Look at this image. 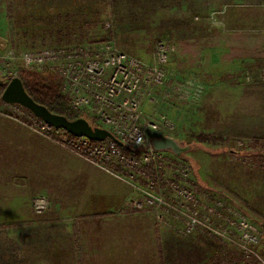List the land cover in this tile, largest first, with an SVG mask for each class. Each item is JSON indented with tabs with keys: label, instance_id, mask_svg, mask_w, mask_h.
<instances>
[{
	"label": "rangeland",
	"instance_id": "374dc122",
	"mask_svg": "<svg viewBox=\"0 0 264 264\" xmlns=\"http://www.w3.org/2000/svg\"><path fill=\"white\" fill-rule=\"evenodd\" d=\"M108 1L0 0V58L8 62L0 72V81L8 73L18 78L19 70L25 69L14 61L22 52L87 40L99 42L106 28L111 29V39L120 50L150 63L155 44L170 43L174 48L167 64L171 83L182 89L187 80L196 81L194 87H203L202 95L188 99L183 90L171 94L163 106L158 96V103H147L146 112L160 106L159 111L174 123L173 136L188 148L183 159L203 191L210 188L230 196L228 202H244L249 205L250 217V209L264 213V160L256 159L264 156V98L261 94L258 99L254 88L249 89L260 73L253 63H242L235 70L229 63L234 59L231 50L219 53L216 59L212 56L221 48L216 45L222 34L209 25L219 24L220 14L212 13L205 20L200 15L185 18L184 9L168 5L172 0H112L109 7ZM201 57L206 61L201 62ZM0 107L15 118L1 101ZM200 135L219 140L200 142ZM255 219L251 220L258 228L262 220ZM179 237H192L187 247L192 244L193 264H203L216 253L228 254L222 244L200 233ZM261 244L264 250V238ZM260 257L264 261L262 253Z\"/></svg>",
	"mask_w": 264,
	"mask_h": 264
},
{
	"label": "crops",
	"instance_id": "0c3cea01",
	"mask_svg": "<svg viewBox=\"0 0 264 264\" xmlns=\"http://www.w3.org/2000/svg\"><path fill=\"white\" fill-rule=\"evenodd\" d=\"M168 5L184 9L185 18L220 14L219 24L209 25L223 39L212 56L231 50L235 70L253 63L260 75L249 89L264 98V0ZM7 63L0 58V72ZM7 107L15 118L0 116V264H193V236L179 237L150 211L129 209L130 186L30 130L33 117ZM38 197L49 202L42 214L32 208Z\"/></svg>",
	"mask_w": 264,
	"mask_h": 264
},
{
	"label": "built area",
	"instance_id": "2783aa9c",
	"mask_svg": "<svg viewBox=\"0 0 264 264\" xmlns=\"http://www.w3.org/2000/svg\"><path fill=\"white\" fill-rule=\"evenodd\" d=\"M173 51L172 44L158 41L150 63L120 50L110 39L25 51L15 57L22 68L55 74L73 108L95 119L99 128L114 135L134 155L110 139L95 142L73 137L36 118L28 128L130 186L128 208L132 211H150L160 226L178 236L205 234L264 264L257 250L261 233L253 221L233 207L225 208L222 199L201 196L190 164L152 146V140L160 138L178 143L174 123L159 111L167 98L183 90L187 98H200L203 91V87H194L197 82L193 80H187L182 89L171 83L167 64ZM158 96L163 101L159 108L146 112L147 103H158ZM4 110L0 107V116L14 118ZM151 132L154 135L149 136ZM32 208L42 214L49 202L38 197Z\"/></svg>",
	"mask_w": 264,
	"mask_h": 264
},
{
	"label": "trees",
	"instance_id": "16d2710c",
	"mask_svg": "<svg viewBox=\"0 0 264 264\" xmlns=\"http://www.w3.org/2000/svg\"><path fill=\"white\" fill-rule=\"evenodd\" d=\"M110 2V0H109ZM102 25V24H101ZM104 27V24L102 25ZM105 35L104 38L101 39V41H107L111 39V29L106 28L105 29ZM87 42H90L87 40ZM138 58V57H137ZM18 78L20 79L25 92L28 94V96L37 104L44 106L50 113L63 116L66 119L72 121L79 118L85 119L92 127H99V125L96 123V120L93 118H87L81 111L75 110L67 96L62 94L61 92V84L59 78L52 74L48 70H37L33 68H25L21 69L18 72ZM35 74V75H34ZM12 79L10 77L9 73L6 74L2 81H0V95L2 94V91L4 90L6 84ZM23 111L29 113L31 116L32 114L27 111L26 109L22 108L19 105H16ZM33 117V116H32ZM34 118V117H33ZM197 140L200 142H216L219 139L213 138L211 136H198ZM124 152L128 155H134L130 150H125ZM258 155V154H257ZM184 157V154L182 158ZM260 158L261 161L264 160V156L259 157L256 156V159ZM194 176V174H193ZM196 185L198 187V192L203 196L204 198L212 199H222L225 203V208L233 207L236 210H239L242 212L244 216H248L250 219L256 220L255 218L258 217L259 220H262L260 223H258V229L260 230L261 237L264 238V234L262 232V224H264V213H260L255 209H250L252 212V217L249 216L248 209L249 205H246L244 202H241L239 200L238 203L236 202H228L227 199L230 196L221 195V193H217L216 191L209 188V190L203 191L200 184L201 182L198 181V179L194 176ZM203 184V183H202ZM234 204V206H233ZM231 205V206H230ZM251 214V213H250ZM259 222V221H258ZM201 234V233H200ZM202 236H205L208 238L207 235L201 234ZM212 239L213 238H210ZM215 240V239H214ZM218 243H220L218 240H215ZM259 241V245H260ZM222 244L228 251V254H222V253H216L215 256H212L211 258H208L203 264H262L260 261H258L255 258H246L240 251H238L236 248L227 245ZM197 245V244H196ZM258 245L257 250H259L260 246ZM209 262L207 263V261Z\"/></svg>",
	"mask_w": 264,
	"mask_h": 264
},
{
	"label": "water",
	"instance_id": "95a60500",
	"mask_svg": "<svg viewBox=\"0 0 264 264\" xmlns=\"http://www.w3.org/2000/svg\"><path fill=\"white\" fill-rule=\"evenodd\" d=\"M1 100L6 105L21 106L29 111L34 118L55 129L63 130L73 137H85L95 142H103L106 139H110L119 147L130 150L128 146H125L110 132L99 127H92L83 118L70 121L63 116L50 113L44 106L35 103L28 96L19 78H12L6 84L1 94ZM152 146L156 151H170L178 157H182L188 151V148L180 146V144L171 138L154 139L152 140ZM262 232L264 234V224H262Z\"/></svg>",
	"mask_w": 264,
	"mask_h": 264
}]
</instances>
